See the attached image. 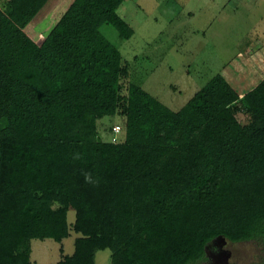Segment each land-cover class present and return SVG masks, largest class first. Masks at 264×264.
<instances>
[{"label":"trees","instance_id":"obj_1","mask_svg":"<svg viewBox=\"0 0 264 264\" xmlns=\"http://www.w3.org/2000/svg\"><path fill=\"white\" fill-rule=\"evenodd\" d=\"M125 1L72 0L37 43L26 29L47 0H0V264H34V240L71 230L155 264H203L219 236L264 247V77L244 91L217 73L177 110L126 85L101 31L133 37ZM116 115L124 140H106L98 125Z\"/></svg>","mask_w":264,"mask_h":264},{"label":"rangeland","instance_id":"obj_2","mask_svg":"<svg viewBox=\"0 0 264 264\" xmlns=\"http://www.w3.org/2000/svg\"><path fill=\"white\" fill-rule=\"evenodd\" d=\"M71 1L47 0L38 21L27 27L28 34L40 43ZM118 13L135 29L133 37L121 38L110 24L101 31L128 62L130 73L126 85L134 83L143 87L172 109L181 108L219 72L220 65L231 59V65L239 61V51L249 48L252 55H262L259 69L264 72V0H126ZM251 83L244 81L240 88ZM232 109L243 125L253 129L259 125L241 101ZM115 125L124 126L125 118L116 115L100 121L98 130L104 139H114ZM124 137L123 131L118 140ZM75 215V210L70 209V224ZM118 245L113 240L96 241L71 230L70 237L62 243L53 239L34 240L32 261L34 264H155L151 259L116 258L114 250ZM73 257H76L74 262ZM263 257V244L257 241L232 242L219 236L209 243L203 264H255Z\"/></svg>","mask_w":264,"mask_h":264},{"label":"crops","instance_id":"obj_3","mask_svg":"<svg viewBox=\"0 0 264 264\" xmlns=\"http://www.w3.org/2000/svg\"><path fill=\"white\" fill-rule=\"evenodd\" d=\"M222 32L223 31L221 30L220 33L222 34ZM249 50H251V49L248 48L247 50L239 51V53H238L239 61H235L233 63L234 66L231 65L232 64V59L231 60H228L223 65H220L219 72H216L215 74L220 73V72H223L224 69L228 68V71H226V70L225 71H226V73H229L227 76L229 77L230 80H232L234 82H237L240 79H243L244 78V80L242 82H244V81L247 82V83L252 82L251 85H248L247 87H245V89H242V90L246 91V90L250 89L251 87L256 86L258 84V82L264 77V72H262L259 69L262 66V59H261L262 55H256L255 54L256 56H254V55H252L249 52ZM252 52H253V50H252ZM249 54H250V56H249ZM250 59H253V60H250ZM247 68L250 69L248 72H247ZM220 69H221V71H220ZM246 72L248 74H245ZM242 82H240V83H242ZM242 93H244V92H242ZM66 239H64V240H66ZM33 243H34V241H33ZM33 243H32V254H31V258L34 260L35 256L33 254H34L35 247L33 246Z\"/></svg>","mask_w":264,"mask_h":264},{"label":"built area","instance_id":"obj_4","mask_svg":"<svg viewBox=\"0 0 264 264\" xmlns=\"http://www.w3.org/2000/svg\"><path fill=\"white\" fill-rule=\"evenodd\" d=\"M114 131H115L114 140H116L117 139V134H119L122 131V126L121 125H116L114 127Z\"/></svg>","mask_w":264,"mask_h":264}]
</instances>
